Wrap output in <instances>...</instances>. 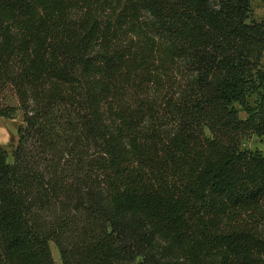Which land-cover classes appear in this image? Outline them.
I'll return each instance as SVG.
<instances>
[{
  "label": "trees",
  "instance_id": "obj_1",
  "mask_svg": "<svg viewBox=\"0 0 264 264\" xmlns=\"http://www.w3.org/2000/svg\"><path fill=\"white\" fill-rule=\"evenodd\" d=\"M263 62L249 0H0V264H264Z\"/></svg>",
  "mask_w": 264,
  "mask_h": 264
},
{
  "label": "rangeland",
  "instance_id": "obj_2",
  "mask_svg": "<svg viewBox=\"0 0 264 264\" xmlns=\"http://www.w3.org/2000/svg\"><path fill=\"white\" fill-rule=\"evenodd\" d=\"M250 4V16L251 20L259 22L264 18V0H249ZM264 64V62H263ZM255 97H251L249 102L253 104ZM240 110L241 108L237 106ZM240 117L242 119L246 118V115L240 110ZM0 126L7 133V138L4 142L0 143V146L7 149L9 153L8 162H13L12 152L18 144V130L25 126L24 117L22 112L18 111L12 119H7L0 117ZM242 149L249 151H261L264 153V138H259L257 136H251L245 139L242 143ZM52 254L56 264H62L60 254L54 243L50 244Z\"/></svg>",
  "mask_w": 264,
  "mask_h": 264
},
{
  "label": "bare ground",
  "instance_id": "obj_3",
  "mask_svg": "<svg viewBox=\"0 0 264 264\" xmlns=\"http://www.w3.org/2000/svg\"><path fill=\"white\" fill-rule=\"evenodd\" d=\"M7 138V133L5 130H3V127L0 126V143L4 142V140Z\"/></svg>",
  "mask_w": 264,
  "mask_h": 264
}]
</instances>
